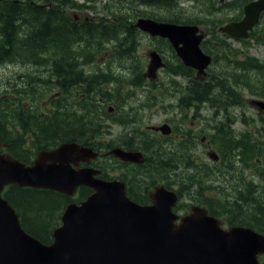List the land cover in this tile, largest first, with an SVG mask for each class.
<instances>
[{"label": "water", "instance_id": "obj_1", "mask_svg": "<svg viewBox=\"0 0 264 264\" xmlns=\"http://www.w3.org/2000/svg\"><path fill=\"white\" fill-rule=\"evenodd\" d=\"M262 12L264 0H252L243 6L241 19L221 30L247 38ZM135 26L167 39L183 63L200 72L210 61L199 47L203 36L196 25L139 17ZM149 56L147 75L153 76L162 62L155 51ZM167 127L160 129L168 133ZM110 152L122 160H144L140 153L118 147ZM96 155L73 141L39 151L31 165L0 152V264H263L257 257L264 254V234L243 226L224 229L200 206L179 217L171 209L177 195L163 186L149 192L150 204L137 203L127 196L124 182L105 181L96 176L99 170L80 166ZM10 184L68 196L87 185L92 192L79 203L67 204L61 223L51 232L52 241L43 243L22 228L16 210L2 197Z\"/></svg>", "mask_w": 264, "mask_h": 264}, {"label": "trees", "instance_id": "obj_2", "mask_svg": "<svg viewBox=\"0 0 264 264\" xmlns=\"http://www.w3.org/2000/svg\"><path fill=\"white\" fill-rule=\"evenodd\" d=\"M148 1L150 4L158 5L159 7H166L168 9H171V6L175 3V0ZM198 1L206 2L205 8H208L209 11L218 9V7H215L210 0ZM243 1L247 2L250 0H233L229 2L228 5H232L236 2H242L241 4H243ZM40 2H43V4L51 2L52 6L46 7L45 5L44 8H41L39 6ZM84 6V3H80L77 0H0V64L13 62L18 56H20L21 59H24L27 55H34V52L40 49L45 52L46 57L42 61L33 62L38 65H44L49 62L50 68L49 70L46 69L49 71V76L46 80L47 84L53 85L54 87L57 86V89L59 88V96L52 100L53 104L51 105V108L45 110V114L42 116L38 114L41 118H39V120L33 119L31 125L26 119V116L28 115L27 112H24V104L21 103V97L19 96L22 94L31 96L29 93L34 92L33 86L36 82L37 76L28 73V75L21 80L23 82L14 83L12 88L10 86L5 87L3 84L0 85V140L6 144V147L0 149V151L8 152L14 158L19 159L24 163H30L31 161L28 156V149H22V133L27 134L31 132L33 134L35 137L34 144L37 146V150L50 148L65 141H76L80 144L89 145L101 151H106V149L111 146L120 145L114 144L113 142L104 143L101 141L103 139L102 135L106 133V126L103 125V122L99 121V117H95V114L103 108L102 105L105 107V104H107V100L101 102L98 101L99 96L101 98L105 97L103 91H96L95 82L92 80L93 76L91 78L84 77L80 72H73V69L71 68L76 65L77 61H70L69 57L75 54L77 55L78 53H85L89 44L93 43L94 39L91 35H96L97 37H100L101 40H108L112 36L117 35L118 32L115 22H111L110 26H103L102 24L93 25L91 22L80 23L73 19L71 14L68 13V9L66 10L67 12L58 9L59 7L82 9ZM112 10L113 14L117 16L115 21L123 23L126 31L131 34L134 29L126 25V12L121 11V9L114 12L116 8ZM137 15L154 18L153 14L145 12L140 13L136 11L134 17ZM179 17L180 15L172 14L164 17L166 18L164 20L180 22V19H178ZM159 18L162 17H156L155 19L159 20ZM28 21L32 22L31 29L30 26L28 27ZM192 22L194 24L200 23L196 20H191V23ZM26 23L27 25H25ZM28 29L30 30L28 31ZM18 33L20 34L19 36ZM82 38H85L84 41L81 40ZM159 39L161 44H165L168 48L170 47L168 41L161 38ZM256 40L262 41V38H257ZM85 41L88 42L86 45H84ZM17 44L21 46L20 48L23 49L24 52H18ZM95 44L98 45L97 49L101 51V41L100 43L97 41ZM213 45L218 48L214 52L215 59L219 58V50L221 49L224 64H228L229 62L236 63L235 69L245 71V73L252 70L264 71V65L259 64L254 57L249 55L243 57L240 54L241 51L237 49H234L232 53H227L224 51L222 45H217V43ZM246 45L247 43H245V46ZM208 46H210V44ZM72 47L75 48V53L72 51ZM90 52L92 57H96L99 54L96 53L94 49L93 51L90 50ZM231 54L234 57H232ZM24 55L26 56L23 57ZM86 58L87 59L85 60L87 62L91 61L90 56H86ZM174 58L176 59V57ZM177 61L182 65L179 60ZM52 69H54V71H52ZM57 70L59 71V84H56L55 81L50 82L51 78L58 80L56 75ZM50 72L53 76H51ZM257 77L260 79L258 80V87H256L255 90L259 91H255V93L264 97V73H259ZM14 81H16V79H14ZM81 82L85 83L81 85ZM242 83L251 87L246 77ZM72 90H76L79 97H73L72 94L69 93L70 91L72 93ZM69 96L73 97L72 101L67 100ZM235 100H237L236 97L232 99L233 102ZM229 101H231V99H229ZM240 102H243L242 98L240 99ZM26 104H28L27 106L31 105L30 101L26 103L25 100V105ZM10 118L11 130L8 129ZM133 121L134 120L127 118L114 119V122H118L119 124H128ZM136 130L132 131V133L136 132L139 134L140 141L138 143H133L130 139L126 141V139L124 140V138H122L121 140L120 136L119 138L121 142L119 143L123 144L127 149H141L143 152L150 153L151 150L146 139L147 135L138 129ZM219 131L222 130L218 129L216 142L219 146H222L221 153L229 157L231 156L227 155L229 150L236 148L238 142L231 141L229 133L226 132L225 135L223 132ZM227 143H234L235 145L230 146L231 149H229L225 146ZM16 145L19 147H16ZM160 145L162 147L163 144L160 142L159 146ZM18 148H20V150L17 151ZM239 149L245 150L243 153L249 151V154H247L248 157H245L244 160L251 159L250 154L253 150V144H249L246 138L240 139ZM157 150L158 149H156V152L154 153H157ZM19 153H21L23 157L19 155ZM154 153L151 152V155H155ZM111 157L116 158L114 156ZM146 157L145 162L141 164L121 162L119 160V162L125 166L131 165V168L133 169V179H131V182L129 180H123L129 185V190L130 186L133 184L132 182L135 181L134 176L138 175V173H148L149 170L144 171V168H147L146 164L149 161L147 154ZM254 157H256V159H261L257 154H255ZM99 159L101 158L96 159L95 165ZM167 160L164 161L162 165L161 163H158L160 164L158 168L159 173H162L161 169L168 170L169 166L166 164L168 162ZM186 164H190V161H186ZM221 171L224 172L225 168L223 170L221 167ZM102 175L104 177L106 176V173L103 172ZM158 178L168 180L165 176L150 177L147 182L143 183V189L147 190V188L150 187L149 185L151 183L153 184ZM189 180L194 179L191 178ZM196 182L198 184V192L201 188V184L198 181ZM213 188L214 187H212V189ZM180 191L177 189L179 196L181 195ZM90 192V188L81 186L78 188L77 195L73 198L49 189L21 187L16 184H10L4 189L2 196L16 210V213L20 218L21 226L27 233L36 237L43 243H50L52 241L51 232L59 225L60 216L65 206L70 201L79 202ZM200 192H202V188ZM146 193L135 195V197L133 194L129 195L133 200L146 201ZM241 193H244V198L240 196ZM180 198L182 197L180 196ZM211 201L218 204L222 202L218 189L217 191H214L213 194L205 195V197L200 199L199 202L205 204L210 203ZM213 203L212 207L214 208ZM244 203H246L247 213L241 210ZM232 204L233 209L228 211H225L224 205H220L222 210L220 212L228 213L232 211H241L240 214L246 213L247 215L227 217L228 223L234 226H248L264 233V202H262L257 196L253 195V192L248 190L238 193V196L232 199ZM249 204H252L254 208L250 209L248 207ZM246 219L260 224L263 228L259 229L256 226L242 225L245 224ZM260 259L264 262V257H261Z\"/></svg>", "mask_w": 264, "mask_h": 264}, {"label": "rangeland", "instance_id": "obj_3", "mask_svg": "<svg viewBox=\"0 0 264 264\" xmlns=\"http://www.w3.org/2000/svg\"><path fill=\"white\" fill-rule=\"evenodd\" d=\"M210 1L214 4L215 7H218L217 10H212V12L209 11L208 8H205L206 2L198 0H176L175 3L171 6V9H168L166 7H159L158 5L152 4H140L138 5V8L143 11L142 13H150L153 14V17L155 18L162 17L159 19L163 20L166 19L164 17H167L168 15L177 14L180 15L178 19H180L181 23H191V20L199 21L200 23L195 24L200 25L203 30L206 31L207 28L211 29L215 23L219 25L220 22L226 23L232 19H241L243 17L242 7L245 3L248 2L243 1V4H241L242 2H236L232 5H228V3L233 0ZM122 2L123 5L119 4L117 6L124 8L127 12L131 11L132 8L134 9L139 1L122 0ZM101 3H103V1L98 3V5H101ZM40 4H43V2H40ZM88 15L91 14L89 13ZM138 17L147 16L139 15ZM255 28L258 29L255 30L254 34H252L253 36L248 42V44L255 43L257 41V38L260 39L262 37L264 33V15L261 19V25H258V27L256 26ZM19 35L20 34L18 33V36ZM214 40H216L217 42L219 41L217 39ZM229 40L231 41V46L222 45L221 42L219 43L224 48V51L227 53H232V51L234 50L232 46H234L235 49L239 51L245 47L241 42L231 39ZM159 41L160 39L151 40V38H148L144 35L136 38L135 51L126 58H119L118 55H113V53L115 52L113 50V47H106L103 45L100 46L102 50L100 51V54H98L96 57L104 55V57L109 60L111 71L105 74L108 75L110 78L108 79V76L104 77L99 83V85L95 84V87L96 91L102 89L107 91V95L104 99L107 100L108 105L114 107V109L111 111L106 110V108L103 107L97 112V114H95V117H99V121L103 122V125L106 126V133L102 135L103 139L101 140L104 143L113 142L114 144H121L119 142H121L122 138L126 139V141L130 139L131 142L138 143L140 141V138L138 137L139 134L136 132L132 133V131L138 129L141 132H147L148 134H152L149 130L146 129L148 125L160 124L163 120H166L168 118H172L174 123H176L175 121L180 118L179 114H177L176 118L173 114L170 113L169 109H167L168 103L176 101V99L170 98L168 96V93H170L171 90L175 91L182 89V86H175V84H181L188 78H178V81L180 82L175 81L176 83H173V75L177 71L176 69L179 67L178 62L174 58L175 56L173 51H171L165 44H161ZM17 46L18 52H24L23 49L20 48L21 46H19V44H17ZM152 48L159 51L164 57L166 69L163 71L161 70L158 74V76H160V79L164 80V84H147V89L141 92L139 91V89H134L128 84V82H130L132 78L129 71L131 70L133 76H135V80H141V73L148 68V63L150 62L149 57L146 55V52ZM157 48H159L160 50ZM72 51L75 53L74 47H72ZM249 52L250 54L256 56V58H258L259 60L264 61V42L251 46L249 48ZM80 63L81 62L78 63V67L80 69H82L84 72H91V69L96 68V64L98 62L93 64ZM262 65H264V62L262 63ZM233 66V63L224 64V62L223 65L214 64L212 72L213 79H215V74H219L221 72L222 67V71L223 73H225L228 72V69H232ZM37 67L35 62L21 59L20 56L14 59L13 62L0 64V85L3 84L5 85V87L10 86L12 88V85L14 83L23 82L21 80L23 79V77L25 78L28 73L31 75H36L37 79L33 86L34 92L29 93L32 97L24 94L20 95L19 97H21L20 101L22 104H25L26 100V103L30 101L31 105H41L40 110L43 112L45 110H48L46 105L47 98L52 95H55L57 88H55L53 85L45 83V81L48 79L49 73L45 72L44 74H42L43 72L41 71V68L49 70L50 63L47 62L44 65L37 64ZM237 72L242 81L246 77L249 83L254 84L256 82L254 81L255 79H257L256 75L252 73H244L245 75H243V72L245 71ZM95 74L100 75L101 73L96 72ZM14 79H16V81H14ZM84 83L85 82H81L80 84L83 85ZM212 86L214 87L215 91L217 89L216 80L212 83ZM133 91H135L134 94L129 97L126 96V92L132 93ZM245 92L247 91L245 90ZM245 92L243 93L245 94ZM69 93L72 94L73 97H79V94L76 92V90H72V93L71 91ZM72 96H69L67 100L72 101ZM50 108L51 105L49 109ZM106 111H110L111 113H108ZM189 111V116L186 118L185 125L183 126L185 128V131L188 133V137L194 138V135L198 134L197 140H200V137L202 135H206L207 137L213 136L215 134V130H213L212 128H216L219 125L221 126V124H217V122L212 126L213 122L211 120H202L201 118H208L205 112L193 111V109H190ZM128 117L130 118V120L134 121L126 124L125 126L114 122V119H129ZM10 120L11 118L9 119L8 123L9 130L12 129ZM191 122H193L192 125ZM189 128L193 129L195 132H190ZM255 128L261 129L264 128V126L260 122H256ZM233 129L234 131L242 132L241 130L243 129V127L239 126L238 123H234ZM225 130L232 131L230 129ZM173 131H176V136L167 143L169 145L168 147L165 144L162 145L164 150L161 145L159 146L153 143L151 140H147V143L153 144L157 147L158 150L155 155H151V152H144L145 155H148L149 160L146 164L147 168H144V171H149L146 174L138 173V175L134 176L135 181H133L132 186H130V194H133L135 197V195H142L149 189L154 191L155 187L163 185V187L168 191L174 190L175 192H177V189L179 191L181 190L180 196L184 199L185 203L205 206L199 201L200 199L204 198L205 195H209V192L206 190H209L212 187H220L219 185L223 183L224 191L222 192L220 188H218V193L222 199V202L219 204L214 202V211L211 212L213 215L218 216V218L222 221L220 226L224 229L229 228L228 226L231 225L230 223H228L227 220V217L229 215H232L233 217H239V215H247L246 203H244L241 207V210L246 212L245 214H240L241 211H232L228 213L220 212L222 210L218 208L219 205H224L225 211L232 210V199L238 196V193L242 191H248L249 189L253 190V195L257 196L260 200L264 201V180L261 182V185L254 184L253 182L255 181L256 176L258 174H255L253 178L251 172L247 168V166L253 164V171L255 172V170L259 171L260 167H264V131H262L261 133L256 132L255 137H252L251 139H249V137H246L247 142L249 144H253V150L250 154V160L242 161L240 157L244 159L245 157H248L247 154L249 153L239 155L238 148H233L232 150H229V153L227 155L231 156L227 157L226 155H223L221 153V145L219 147L216 141L213 143L210 142L209 144L212 146V149H214L220 156V161L218 163L212 162L211 159L206 155V148H204L205 145L201 142H199L195 150L185 152L187 148H190L192 146V144L186 143L184 140L181 141L178 139V137L182 135V133L178 132L179 129H173ZM21 137L23 140V143L21 144L22 149H28V156L30 157V161H32L37 156V154H35L37 151V146L34 144L35 139L30 140L29 137L23 133ZM151 138H153L152 135ZM233 139L237 140L235 137H233ZM259 144H262V146H260ZM16 147L19 146L16 145ZM18 150H20V148H18L17 151ZM255 154L259 155L261 159H256V157H254ZM19 155L22 156L21 153H19ZM166 160L168 161L166 163L169 166L168 170L161 169L162 173H159L158 168L160 164L158 163H161L162 165V163H164V161ZM97 161V164L94 166L104 169L106 173V176H104L105 181H108L109 179H120L129 180L131 182V179H133V169L131 168V165L125 166L120 163L118 159L112 158L111 156L101 157V159ZM186 161H190V164L187 165ZM215 166H217V168H215ZM221 167L223 168V170L225 168L224 172L221 171ZM154 176H165L168 180L164 178H158L153 184L151 183L149 185L150 187H148L147 190H144L142 186L143 183L147 182L150 177ZM191 178H193L194 180H189ZM196 181L200 182L202 192H200L201 188L197 192L198 184ZM251 183L254 189L249 188ZM214 191H217V189H215ZM214 191H212L211 194H213ZM144 203H148V201H143L142 204ZM248 207L250 209L254 208L252 204H249ZM177 211L178 213H182L179 209H177ZM60 223L61 221L59 220V224ZM242 225L256 226L259 229L263 228L260 224L249 219H246L245 224Z\"/></svg>", "mask_w": 264, "mask_h": 264}, {"label": "flooded vegetation", "instance_id": "obj_4", "mask_svg": "<svg viewBox=\"0 0 264 264\" xmlns=\"http://www.w3.org/2000/svg\"><path fill=\"white\" fill-rule=\"evenodd\" d=\"M77 1L79 2V0H77ZM83 1H84L85 6L82 9L73 8L74 13H71L70 11H68V13L71 14V16L73 17L74 20H77L80 23L91 22L93 25L102 24L103 26H108V25L110 26L111 22H115V25L118 29L117 35L112 36L108 40H101L100 37H97L96 35H91L94 40H93L92 44H89L87 51L83 54L78 53L77 55L75 54V55L69 57L70 61H73V60L77 61L76 65L71 67L73 69L72 70L73 72H80L81 74H83L84 76H86L88 78H91L93 76L92 80L95 82L96 85H99V83L102 81V79L104 77L108 76L105 74H107V72L111 71V66L109 64V60L107 58H105L104 55H100L99 57H94V56L92 57L90 55L91 54L90 50L93 51V49L96 53L100 54V50L97 49L98 45L95 44L97 41H99V43L101 41L100 46L103 45L106 47L107 46L113 47V50L115 51L113 53V55H115V56L118 55L119 58H126L135 51V39L136 38L143 36V35L148 37V38H151V40H153L154 38L159 39L160 37L159 36H151L148 33L142 31L141 29H139L135 26V22L139 18L138 17L139 15L134 17L136 10L140 13L143 12L138 8V5L150 4V2L148 0H139L136 7L134 9L132 8L131 11H127V12L125 11L124 8L117 6L119 4L123 5L122 0H83ZM101 1H103V3H101V5H98V3H100ZM89 3H91V4H89ZM39 6L41 8H44L45 5L40 4ZM46 7H51V4L46 5ZM115 8H116V10H114V12L119 10V9H121V11H123V12H126V17H127L126 25H128V26L132 27V29H134V31H132L131 34L128 31H126V29L124 28L125 25L123 23L115 21L117 16L115 14H113V10H112ZM58 9H61L62 11L67 12L66 10L70 9V8L59 7ZM89 13L91 15H88ZM263 15H264V12L262 13V17H263ZM230 21H235V20L232 19ZM230 21H228V22H230ZM172 22L176 23V24H194V23L174 22V21H172ZM228 22H226V23L220 22L219 25H217L215 23L211 29L207 28L206 31L203 30V28L200 25H197V28H198L197 34H201L203 36V38L199 44V47H200L201 51L211 59V62L206 67L204 73L200 72L197 68H195L193 66H188V65L184 64L183 61L181 60V58L177 56V54H176L173 46L171 45V43L167 39H165L166 41H168V43L170 45L169 48L171 51H173L176 59L182 63V65H180L179 62L177 61L178 66L179 65L180 66L176 69L177 71L173 75L174 76V78L172 80L173 83L175 84L176 83L175 81H178V78L187 77L188 79L185 80L184 82H182L181 84H178V85L175 84V86H182V89L175 90V91L171 90V92L168 93V96L170 98L176 99V101L168 103L167 109H169L170 113L173 114L174 117H176V118H177V114H179L180 118H178L175 121L176 123H174L172 118H168L166 120H163L159 126L148 125L146 129L149 130L152 134H148L147 132H145V134L147 135V138H146L147 140H151L153 143H155L153 141V139L151 138V135L153 137L155 134L161 135L159 128L164 127V125H167V124H168L167 128H169L170 131L172 129L171 135H173V133H174L173 129L174 130L179 129L178 132L182 133L181 139L182 140L186 139L188 137V133L185 131V128L183 126L185 125L186 118L189 116V113H190L189 110L190 109H193V111L205 112V114L208 118H201L202 120H205V121L211 120L214 123L217 122V124H221V126L219 125L218 128L220 130H222V132L225 135H226V132L229 133L231 141H237L238 142L236 148H238L239 155L244 154L243 151H245V150L239 149L240 139L246 138V137H249V139H251L252 137H255L256 132L261 133L262 131H264V128H261V129L255 128L256 122H260L264 126V106H261L258 103V102L264 103V97L259 96L255 93V91H259V90H255V88L258 87V80L260 78L257 77V79L254 80V81H256L254 84L249 83V85L251 86V87H249V86L242 83L243 81L240 79V76L237 72L239 70L232 68V69H228L227 70L228 72L223 73V71H222L223 67H222L221 72L219 74H215V79H213V75H212L213 65L214 64L215 65H217V64L223 65V60H224V58H222V55H221L222 54L221 49L219 50L220 51L219 58L215 59L214 52L218 48H216V46H214L213 44L217 43V45H218L221 42L222 45H230L231 46V41L229 39L241 42L244 46H245V43H247V45L240 50L241 51L240 54L243 57L246 55L254 57L259 64H262L264 62V61L259 60L258 58H256V56L250 54V52H249V48L251 46H254V44L257 45L261 42H264V33L261 37V38H263L261 42L256 41L255 43H249L248 44V42L251 40L250 38L246 39V40H242L241 38L230 36L221 30V27H223ZM25 25H27V23ZM31 25H32V22L28 21V27L30 26V29H31ZM30 29H28V31ZM256 29H258V28L253 29V31L251 32V36H252V34L255 33ZM84 39L85 38H82L81 40L84 41ZM161 39H163V38H161ZM214 39H217L219 41L217 42ZM112 42H114V43H112ZM87 43L88 42L85 41L84 45H86ZM209 44H210V46H208ZM232 47H233V49H235L234 46H232ZM57 51H59V50H57ZM151 51L157 52L158 55L160 56V59L162 62V65L156 68L153 76L147 75L148 74V68H147L145 71H143L141 73L142 79L139 80L140 81L139 82V81L135 80V76H133L131 70L129 71L132 78H131L130 82H128V84L130 86H132L134 89H139V91H141V92L145 91V89H147L146 88L147 84H155V85L164 84V80L160 79V76H158V74L161 70L163 71L166 69V63H165L164 57L162 56V54L159 51L152 48L146 52V55L149 57V61H150L149 53ZM34 53H33L34 55H27V57H25L26 55H24L23 57H25L24 59L27 61H42L46 57L45 52L40 50V49L36 50ZM86 56H90V58H91L90 62H87L85 60V59H87ZM79 62H81L80 64H88V63L93 64L96 62H98V63L96 64L95 69H91V72H84L82 69H80L78 67ZM149 64H150V62L148 63V67H149ZM36 66H37V64H36ZM41 71L43 72V74L45 72H49L45 68H41ZM52 71H54V69H52ZM96 72H100L101 74L97 75V74H95ZM244 73L245 72H243V74ZM246 73H252V74L257 76L259 73H264V71L252 70V71H249ZM56 75H57L58 80H54V78H51L50 82L55 81L56 84H59V71L58 70L56 71ZM51 76H53L52 73H51ZM109 78L110 77L108 76V79ZM215 80L217 81V89L214 91V87L212 86V83ZM178 82H180V81H178ZM45 83H47V81H45ZM245 90L247 92H245ZM101 91H103V93L106 97L107 91L104 89H102ZM243 92H245V94ZM55 93H56L55 95H52V96L47 98V104L46 105H47L48 109H49L50 105L53 104L52 100L59 96V88L57 89V91ZM134 93H135V91H133L132 93L126 92V96L129 97ZM234 97H236L237 100H235L233 102L232 99H234ZM104 98L100 97V98H98V101L101 102V101L105 100ZM241 98L243 99V102H240ZM229 99H231L232 102L229 101ZM27 105L28 104H26V105L24 104V112L25 113L27 112L28 116H26V119L32 125L33 119L39 120V118H41L40 116H38V114L42 116L45 113H44V111L42 112L40 110L41 105H38V104L37 105L32 104L29 106H27ZM105 108H112L113 109L114 107L111 105H108V102H107V104H105ZM209 116H210V118H209ZM234 123H238L239 126L243 127V129L241 130L242 132L234 131V129H233ZM192 124H193V122H191V125ZM212 129L215 130L214 128H212ZM225 129H230L232 131H226ZM202 130H203V128H202ZM189 131L195 132L191 128H189ZM26 135L29 137L30 140L35 139V137L33 136V134L31 132L27 133ZM171 135H169V136H171ZM196 135L197 134H195L194 136H196ZM233 137H235L237 140H234ZM188 138H191V137H188ZM242 141H244V140H242ZM200 142L202 144H206L204 147V148H206L205 149L206 155H209V154L212 155V153H216L217 159L211 160V161L214 163H218L220 161V156L218 155V153L214 149H212V146L209 144L210 142L212 143V137L209 136V138L207 139L206 135H202L200 137ZM147 144H148L151 152H153V153L156 152V149H157L156 146H154L151 143H147ZM234 145H235L234 143L233 144L227 143L225 146L227 148L231 149L230 146H234ZM120 148L125 152H138L141 155H144L145 158H147L145 153L141 149H135V148L127 149L123 146V144L120 145ZM221 149H222V147H220V150ZM246 153H249V151ZM154 154H156V153H154ZM240 158L242 161H245L242 157H240ZM255 162H256V160H255ZM215 168H217V166H215ZM247 168L251 172L253 178H254L255 174H258L256 176L255 181L253 182V179H252V182L254 184L261 185V182L264 180V167H262V168L260 167L259 168L260 170L259 171L255 170V172L253 171V169H254L253 164L247 166ZM219 186L220 187H214L213 189L211 188V189L206 190V191H208L209 194H211L212 191L220 188V190L223 192L224 191L223 183ZM249 188L254 189L252 183H251ZM243 194L244 193H241L240 196L243 197ZM213 201H211L210 203H205L204 204L205 206H203V207L207 210L208 215L213 216V217H218V216L213 215L211 212V211H214V209L212 207ZM221 201H222V199H221ZM262 202H264V201H262ZM191 205H193V204L185 203L183 201V202H180L178 205H175L174 209H179L182 212L179 215L182 216V215H185L189 212ZM218 208L221 209L220 205L218 206ZM228 217H232V215H229Z\"/></svg>", "mask_w": 264, "mask_h": 264}, {"label": "bare ground", "instance_id": "obj_5", "mask_svg": "<svg viewBox=\"0 0 264 264\" xmlns=\"http://www.w3.org/2000/svg\"><path fill=\"white\" fill-rule=\"evenodd\" d=\"M208 11V10H207ZM212 12V11H211ZM120 33V32H119ZM114 59V58H113ZM117 62V61H116ZM14 64V63H13ZM37 67V66H36ZM28 68V67H27ZM30 68V67H29ZM38 68V67H37ZM28 70V69H27ZM33 71H34V69H33ZM32 71V72H33ZM31 72V71H30ZM35 73V72H34ZM33 74V73H32ZM38 75V74H37ZM41 75V74H40ZM39 76V75H38ZM117 87V86H116ZM114 89V88H113ZM119 89V88H118ZM116 92V91H115ZM119 93V92H118ZM129 128V127H128ZM137 131V130H136ZM257 136V135H256ZM143 139V138H142ZM262 139V138H261ZM260 145V144H259ZM260 146H262V144L260 145ZM183 157V156H182Z\"/></svg>", "mask_w": 264, "mask_h": 264}]
</instances>
